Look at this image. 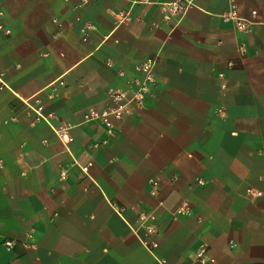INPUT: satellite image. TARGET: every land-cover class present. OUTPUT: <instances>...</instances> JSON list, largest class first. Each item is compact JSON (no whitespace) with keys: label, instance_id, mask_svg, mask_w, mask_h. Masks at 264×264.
I'll use <instances>...</instances> for the list:
<instances>
[{"label":"crops","instance_id":"obj_1","mask_svg":"<svg viewBox=\"0 0 264 264\" xmlns=\"http://www.w3.org/2000/svg\"><path fill=\"white\" fill-rule=\"evenodd\" d=\"M167 1L0 0V264H264V0Z\"/></svg>","mask_w":264,"mask_h":264},{"label":"built area","instance_id":"obj_2","mask_svg":"<svg viewBox=\"0 0 264 264\" xmlns=\"http://www.w3.org/2000/svg\"><path fill=\"white\" fill-rule=\"evenodd\" d=\"M141 1H147V0H141ZM195 0H170L164 3H160V6L163 11V19L164 21H170L173 17H179L183 16L184 13L191 7H195ZM90 0H79V3L77 4L78 8H82L86 6ZM122 16V15H119ZM119 21V17L117 18ZM225 20H236V27L240 30L246 28V22L238 19L235 17L234 13H231L229 16L224 18ZM0 29H3L2 26H0ZM92 30L91 25H86V27H83L81 29V32L86 35L87 31ZM5 33L8 34L9 31L5 30ZM83 40H86V36L83 37ZM155 59L149 58L146 61L142 63L140 66V70L143 73V80L138 86L137 91L133 94L131 98H127L126 94L121 91H117L114 94V101L118 103V106L105 110L102 112L97 111H90L85 115L86 120H100L108 132H111L112 129V120H121L124 116H126L129 113L128 106L130 103H138L142 98L143 94L148 92L150 89V86L153 84V69L155 66ZM40 109V108H39ZM58 138L62 143H68L72 141L71 135L64 129H61L59 132H56ZM81 170L84 174L88 171V166L81 167ZM61 175H64V173H61ZM199 185L203 184L202 181H197ZM152 185H155V182H152ZM190 213V209H188L186 206L179 207L176 210V214L178 215H188ZM140 223L144 226L146 236H150L155 231V215L153 212L151 213H142L139 217ZM4 245L7 248H10L13 243L12 241H4ZM144 245L148 249H153L156 245L154 243H151L149 241H144ZM197 261L199 264H205L206 262H213V259L206 258V254L204 249L199 250L196 254Z\"/></svg>","mask_w":264,"mask_h":264}]
</instances>
